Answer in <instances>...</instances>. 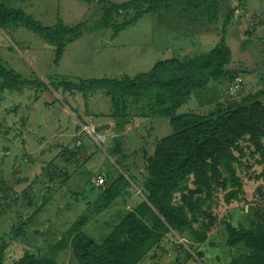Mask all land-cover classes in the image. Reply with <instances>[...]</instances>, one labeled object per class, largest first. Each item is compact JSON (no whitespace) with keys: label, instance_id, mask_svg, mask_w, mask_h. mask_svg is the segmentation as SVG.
Segmentation results:
<instances>
[{"label":"rangeland","instance_id":"1","mask_svg":"<svg viewBox=\"0 0 264 264\" xmlns=\"http://www.w3.org/2000/svg\"><path fill=\"white\" fill-rule=\"evenodd\" d=\"M12 1L10 3L14 7H21L44 26H52L58 20L69 27L82 25V35L66 45L60 63L55 65V48L44 38L20 25L0 29L2 63L34 84V88L24 87L20 92H0V211L5 206L11 207L5 220L0 221V226L4 232H8L10 227L26 231L25 236L13 239L5 247L0 240L6 263L24 253L43 256L48 253L50 244L64 235L74 221L82 216L89 218V213L92 214L90 205L99 192V188L93 184L94 176L97 172L113 175L117 170L106 152L112 138L120 136L123 151L129 153L125 162L131 165L129 167L133 172L141 173L137 175L141 180L145 162L140 154L143 150L146 156L152 154L155 141L172 132L165 118H143L140 119L139 134L132 124L130 130L125 128L119 133L110 131L106 134L108 128L100 129L106 134L102 148L84 134L72 136L70 120L73 117L59 114L58 109L62 106L66 108L63 104L67 103L82 116L84 102L80 94L63 93L57 87L58 82L76 78H132L147 73L159 60L183 59L206 53L219 43L226 13L233 9L224 36L233 56L230 67L244 72L237 78L241 88L234 95L228 93L226 85L194 90L177 113H206L227 98L237 99L264 89V0H222L218 22L211 27L203 19L198 23L189 22L171 5L168 10L161 8L144 15L115 39L111 37L112 29L99 27L102 7L107 3L120 4L128 0H99L94 3L80 0ZM130 17V12L120 13L113 15V20L120 23ZM246 40L249 43L245 44ZM262 99L264 103V97ZM110 108L109 98L102 91L92 93L87 109L96 116L85 115L87 121L92 119L99 126ZM129 112L132 114L130 119L136 117L133 115L136 112L134 106L129 108ZM78 139L82 143L80 146H76ZM73 147L81 148L88 157L81 158L80 153L79 157L74 158L75 164L59 167L63 164V150ZM133 148L137 153L131 151ZM55 157L58 163L54 161L53 164ZM246 162L254 164L253 159ZM259 171L260 166L255 164L249 170L242 169L240 173L246 198L250 201L257 186L252 176ZM16 195L18 200L14 204ZM222 196L223 192L219 190L216 195L218 206L213 209L217 222L209 234L210 238L203 245H193L196 251L202 252L203 264H224L228 260L227 248L223 245V222L229 220L234 225L242 223L247 226L257 208L234 202L228 206L223 203ZM123 198L113 203L121 216L141 200L139 188L132 186ZM36 207H41L40 212L28 220ZM113 211L111 209L101 218L91 220L82 231L96 242H101L103 235L109 231L101 221H116ZM180 236V232H176L177 238L172 242L174 246L166 244L165 254L161 258L153 261L145 258L140 264H200V260H184L183 255L174 249L178 241L188 239V236ZM216 257L223 262L218 263ZM55 259L57 264H77L70 249L59 252Z\"/></svg>","mask_w":264,"mask_h":264},{"label":"trees","instance_id":"2","mask_svg":"<svg viewBox=\"0 0 264 264\" xmlns=\"http://www.w3.org/2000/svg\"><path fill=\"white\" fill-rule=\"evenodd\" d=\"M80 1L94 3L99 0ZM171 5L189 22L198 23L203 19L208 27L217 24L222 12V0H128L104 5L99 27L112 29L111 37L115 39L144 15L161 8L168 10ZM129 12V19L120 23L113 20V15ZM232 13L233 9L226 13L219 43L206 53L159 60L147 73L132 78H76L57 83L63 93L81 95L87 116H96L88 112L89 96L102 91L109 98L108 116L115 120L118 133L130 122L129 108L132 106L136 108L133 115L138 118L167 119L172 132L155 141L152 154L146 156L143 150L145 171L141 180L125 162L128 154L121 149L120 136L112 138L106 152L117 170L104 177L90 212L100 214L105 211L132 186L139 188L141 200L124 216L118 215L116 221L107 224L109 231L101 242L82 231L89 219L82 216L50 244L48 253L43 256L24 253L6 263L3 249H0V264H57L56 255L65 249H70L77 264H140L145 258L152 261L161 258L166 244L174 246L176 232H180V238L188 236L190 241L184 238L185 242L178 241L174 248L178 254H182L184 260H200L203 264L202 252L196 251L193 245L205 244L216 225L213 209L218 206V191L223 192L222 200L226 205L232 202L249 204L240 173L255 164L260 166V171L252 176L257 186L251 203L257 208L247 226L234 225L228 220L223 222V245L229 251L235 249L224 264H264V89L237 99L215 102L206 113H177L194 90L226 85L228 93L234 95L241 88L237 78L244 72L230 67L233 56L224 36ZM16 25L34 32L55 48V65L60 63L66 45L82 35V25L69 27L58 20L52 26H44L22 8L14 7L10 0H0V29ZM234 86L237 90L231 94L230 88ZM24 87L34 88V84L9 70L0 59V92H20ZM70 109L81 121L83 117ZM80 153L83 154L81 148H65L61 155L63 163L79 157ZM249 159H253L254 164L245 163ZM56 160L57 157L52 163ZM17 200L16 195L13 203ZM41 207H36L27 219L36 217ZM10 209L5 206L0 211V221L5 220ZM6 234L9 237L4 238ZM25 234L22 228L10 227L4 232L0 226L1 245L5 247ZM216 260L220 263L218 257Z\"/></svg>","mask_w":264,"mask_h":264},{"label":"crops","instance_id":"3","mask_svg":"<svg viewBox=\"0 0 264 264\" xmlns=\"http://www.w3.org/2000/svg\"><path fill=\"white\" fill-rule=\"evenodd\" d=\"M13 3L15 2V0H13L12 1ZM22 3V2H21ZM21 8V7H20ZM63 105H65L66 106V108H64L63 106L62 107H60L59 108V114L60 113H63V114H65V115H70V116H72L73 118L70 120V124H71V126H73V131H72V136H75L76 134H77V132H78V123H82V121H84V122H88L87 121V118H86V116L83 114L82 115V117L83 118H81V121H78L77 119H76V117H75V114H74V112L70 109L71 107L67 104H63ZM77 112V111H76ZM79 113V112H78ZM84 113V112H83ZM79 114H81V113H79ZM94 114V113H93ZM104 118V122H102V124H100L99 126H103V125H108V129L107 130H105L106 131V134H108L110 131H115V120L113 121L112 120V118L111 117H109L108 116V114H107V117H103ZM111 118V119H110ZM140 119H143V118H138V117H133V118H131V119H129V123L128 124H126L125 125V127H124V129H123V131L125 130V128H126V130H130L131 128H130V124H132L133 125V129L138 133V127H139V125L140 124H142L140 121ZM145 119H148V118H145ZM92 120V119H91ZM133 120V121H132ZM122 131V132H123ZM102 133V132H101ZM103 134L106 136V134H105V132H103ZM121 134V133H120ZM139 134V133H138ZM81 145H82V143H81ZM140 148H142V146L141 147H138L137 148V150H140ZM121 149H122V147H121ZM122 150H124V149H122ZM136 149L135 148H133V150H131V151H135ZM136 150V151H137ZM127 154H129L128 152H127ZM140 156H141V158H143V161L145 162V160H144V153L142 152L141 154H140ZM85 157H88L85 153H83V154H81V158H85ZM56 163H58V159L56 160ZM61 163H63V162H61ZM73 164H75V159L73 158V160L71 159L68 163H63L62 165H60L59 167H62V168H64L65 166H67V165H73ZM130 167H131V165L130 164H128ZM144 167H145V164H144ZM145 171V170H144ZM135 173V172H134ZM97 174H101V175H103L104 177L106 176V174L105 173H103V172H97L96 173V175ZM139 174H141V173H139ZM139 174H137V173H135V175L137 176V175H139ZM96 175L94 176V178H93V184H94V186L95 187H97V188H99V192H100V186H96L95 185V183H94V179H95V177H96ZM143 176V175H142ZM140 179V178H139ZM130 189V188H129ZM129 189H127L126 191H125V193H123V194H121L117 199H120L121 200V198H123L124 196H125V194H127V192L129 191ZM245 190V189H244ZM247 192V191H246ZM245 197H246V194H245ZM116 199V200H117ZM123 199H125V198H123ZM246 200H248L247 198H246ZM140 200H138L137 201V203L139 202ZM115 202V201H114ZM113 202V203H114ZM248 202H249V204H245V205H253L252 203H251V201L250 200H248ZM235 203V202H234ZM127 204H129V203H127ZM233 203H230L228 206H231ZM236 204V203H235ZM91 206V205H90ZM128 206V205H127ZM126 206V207H127ZM116 207V206H115ZM111 209H113L114 211H113V213L112 214H114L113 216H116V218L118 217V212H117V210H115L114 209V204H112L108 209H106L105 211H103V212H101L100 214H90V216H89V219H88V222H91V220H94V219H96V217H99V218H101L102 217V215H104V214H107V213H109V211L111 210ZM245 209H247V207L245 208ZM89 210H90V208H89ZM104 220V219H103ZM103 220L101 221V223L102 224H110V222H114V221H110V222H106V221H104L103 222ZM229 221V220H228ZM87 222V223H88ZM87 223H86V225H87ZM86 225H84L82 228H85L86 227ZM208 238H210V236L208 237ZM225 241V239L223 240V242ZM227 248V247H226ZM232 251H234V249L232 250ZM231 250L229 251V249H227V254H228V259H229V257H230V255L231 254H233V252H232ZM220 262H223V260H220Z\"/></svg>","mask_w":264,"mask_h":264},{"label":"built area","instance_id":"4","mask_svg":"<svg viewBox=\"0 0 264 264\" xmlns=\"http://www.w3.org/2000/svg\"><path fill=\"white\" fill-rule=\"evenodd\" d=\"M237 90V86L230 88V93L233 94ZM84 134L88 138H90L94 143L99 145L102 148V144L105 141V135L98 130V125H96L92 120L87 123H78V133ZM81 142L78 139L76 141V146H80ZM105 178L101 174H97L94 183L96 186H101L104 184ZM129 208V206H127Z\"/></svg>","mask_w":264,"mask_h":264},{"label":"water","instance_id":"5","mask_svg":"<svg viewBox=\"0 0 264 264\" xmlns=\"http://www.w3.org/2000/svg\"><path fill=\"white\" fill-rule=\"evenodd\" d=\"M58 109V108H57ZM59 110V109H58ZM108 128V125L99 126V129Z\"/></svg>","mask_w":264,"mask_h":264},{"label":"clouds","instance_id":"6","mask_svg":"<svg viewBox=\"0 0 264 264\" xmlns=\"http://www.w3.org/2000/svg\"><path fill=\"white\" fill-rule=\"evenodd\" d=\"M98 130L101 131V130L99 129V126H98Z\"/></svg>","mask_w":264,"mask_h":264}]
</instances>
